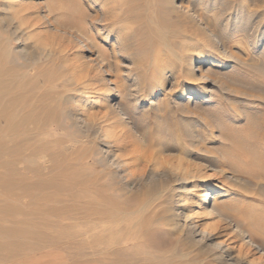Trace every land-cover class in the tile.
I'll use <instances>...</instances> for the list:
<instances>
[{"label":"rangeland","instance_id":"1","mask_svg":"<svg viewBox=\"0 0 264 264\" xmlns=\"http://www.w3.org/2000/svg\"><path fill=\"white\" fill-rule=\"evenodd\" d=\"M30 1L34 7H30ZM172 1L180 7V0ZM115 2L121 10L103 14L100 0H0L3 37L20 29L23 31L20 34L24 33L22 44L39 58L23 70L25 76L20 77L16 91L18 105L13 114L14 119L20 120L32 111L35 120L20 122L17 131H12L6 121L0 124L3 143L0 154V264H216L212 251L191 245L164 219L170 201L174 205L173 201L179 198L181 188L177 181L168 178L160 185L149 184L125 192L109 168L97 161L99 155L94 149L99 143L94 133L85 136L70 126L63 111L71 98H76L78 105L87 103L93 115L91 119L106 133H110L112 122L103 117L105 109L97 110L91 103L97 92L104 93L106 89L100 87L96 93L86 94L71 85L72 74L68 67L78 62V54L83 50L75 35L88 41L94 57L105 52L106 60L111 59L110 42L119 34L126 37L124 43L128 47L120 56V72L126 77L131 92L126 108L136 114L132 123L139 126L140 132L149 134L146 130L151 129L154 140L163 141L164 156L171 158L187 150L193 159L203 163L204 156L211 155L204 148L219 154L229 143L226 131L241 138L239 129H246L258 138L256 144L251 145H257L256 167L264 164V127L258 130L247 124L255 122L259 115L261 117V109L264 110V0L239 1L242 7L245 2L250 4L251 13H254L249 15L251 27H246L244 36L239 35L240 45L232 47L238 59L225 65L203 61L202 69L210 70L206 93L192 97L189 102L186 97L180 98L177 91H169L170 69L178 67L173 58L163 57L160 61L164 64L161 73L166 77L162 87L153 95L137 93L139 74L148 81V89L152 88L149 80L156 70L153 64L156 60L151 57L159 49L160 32L169 34L176 28L173 24L165 26L161 20L164 0ZM232 7L222 16L223 23L229 26L244 19L237 15L235 6ZM37 9L48 13L54 25L73 36L67 40L59 34L53 36V30L47 33L41 19L35 17ZM95 18L111 27L109 37L99 34ZM11 43L19 45L14 40ZM41 48H46L50 56L42 54ZM188 92L185 91L186 95ZM112 97L113 104L124 103L118 95ZM235 109L241 116L233 119L230 115L235 114ZM203 117L213 123V129L206 126ZM262 119L258 118L257 122L262 123ZM211 129L213 137H206ZM178 132L182 134L181 144H177L175 138ZM198 132L205 136L203 140L198 139ZM243 160L239 162H245ZM69 164L72 166L68 167ZM214 170H209L211 176L205 179H213L219 186L215 189L220 191L216 204L221 208L244 205L251 217L264 221V179L257 177L255 181L258 182H246L238 178L247 183V192L242 191L245 198L235 187L230 189L220 184L217 180L220 174ZM196 217L203 219L200 215ZM217 220L209 217L205 221L211 224ZM221 227L215 230L219 232L217 239L232 255L243 257L246 263L264 264L259 248L253 244L248 246L247 238L242 240L235 232ZM249 230L253 231L255 241L262 243L263 238L256 234L254 226Z\"/></svg>","mask_w":264,"mask_h":264},{"label":"bare ground","instance_id":"2","mask_svg":"<svg viewBox=\"0 0 264 264\" xmlns=\"http://www.w3.org/2000/svg\"><path fill=\"white\" fill-rule=\"evenodd\" d=\"M239 1L180 0L179 9L176 7L179 5H174L172 0H164L161 10L164 17L161 20H164L165 26L173 24L176 28L169 34L166 31L160 32L158 38L159 49L151 57L153 61L156 60L153 63L156 70L149 80L152 83V88L148 89L146 85L148 81L143 77V74H139L137 93L145 96L146 93L153 95L157 88L162 87L166 78L161 73V68L164 64H161L160 61H162L163 57L173 58L175 63L178 64L177 68L170 69V76L172 77L170 92L174 93L177 91L181 94L180 98L186 97V102H189L192 97H198L206 93L205 83L209 78L210 70L208 68L203 70L201 63L205 61L206 64L211 62L212 64L225 65L232 59H238L233 48L235 44L240 45L239 35L242 34L244 36V33L247 32L245 29L250 25L249 15L254 13V11L251 13L250 4L245 2L242 7V3L240 4ZM100 2L101 6H103V14L115 13L121 10V6L115 0H100ZM112 3H115V5H112ZM238 4H240L241 8L237 6ZM30 5V7L35 6L31 1ZM232 5L235 6L237 15L244 17V19L235 25L229 26L227 22L226 24L223 23L222 16L226 14ZM219 12L220 14L218 15ZM34 13L35 17L41 19L44 25L43 28L47 33L53 30V36L59 34L60 38L67 40H69V36H73L72 33H68L65 29L54 25L48 13H41L39 9L35 10ZM24 17L26 16L24 15ZM94 21L99 25L100 35L107 38L112 34L111 27L108 28V25L101 23L102 19L95 18ZM2 31L4 30L1 27L0 124L2 120L6 121L7 126L12 131H17L20 128L18 126L20 122H33L36 118L32 111L26 113L20 120L14 119L13 114H16L18 105V94L16 91L19 87L20 77L25 76L23 70L36 63L39 58L37 55L30 54L27 47L22 44L24 33H20L23 31L17 29V33L9 32L6 37H3ZM73 37L82 44L83 50H80L78 54V62L68 67V71L72 74L70 78L71 85L76 86V90H82L86 94L96 93L100 87L107 90L104 93L97 92L91 103L97 107V110L105 109L106 112L103 117L112 121L109 125L110 133H106L101 130L102 127L98 128L97 124L95 125L91 119L93 117L90 112L91 108H88L87 103L76 104V98L68 100V108L63 111V114L69 120L70 126L83 135L87 136L91 132L94 133V138L99 143L94 149V152L99 155L97 161L109 168L110 173H113L116 181L119 182L120 187L125 192L149 184L160 185L166 183L168 178L177 181L181 188L179 198L173 201L174 205H171L172 200L170 201L164 219L167 224L178 230L188 243L193 246H202L212 251V258L216 264H253V262L246 263L241 256L232 255L230 249L217 239L219 232L215 230L221 226L224 230L235 232L242 240L247 238L245 243L248 246L253 244L256 246L255 248H259L262 251V259L264 260V221L256 216L251 217L245 211L244 205H236L229 208L219 207L216 201L217 197L220 196V191L215 190L219 186L212 181L213 179H205L206 176H211L208 171L215 169L214 171L220 174L217 178L220 184H226L230 189L235 187L237 193H242V196L246 198L247 196L242 192L243 190L247 192L246 182H258L255 181L257 177L264 179V172L262 171L264 164L257 168L254 159L257 155L255 151L257 145L251 147L254 142L256 144L258 138L256 136L254 138L253 133L246 132V129H239L240 132L238 133L241 138H235L222 126V130L226 131L224 134L229 143L226 142L228 143L227 147L222 149L219 154L204 148L211 155L204 156L203 163L200 160L193 159L187 154V150H180L181 152L178 154H173L171 158H167L164 156L166 150H163V141L154 140L151 129L149 131L146 130L149 134L140 132L139 126L136 123H132V118H135L136 114L131 113L126 108V104L131 100V92L130 86L126 82V77L120 72L122 71L120 68L122 62L120 56L123 50L128 47L124 43L126 37L119 34L113 42H110L111 59L108 60H106V55L103 51L104 54L100 51L101 54L94 57L87 40L77 38L76 35ZM11 40L16 41L19 45L13 46ZM233 40L234 42L232 43ZM41 49L42 54L50 56V52L46 48ZM196 71L199 72L198 75ZM188 79H191L195 84L189 82L190 80ZM122 80L123 82H121ZM187 90H189V95L185 93ZM114 95L122 98L124 103L120 101L113 104L111 100L114 99L112 97ZM188 111L195 113L189 108ZM234 111L235 114L230 116L233 119L239 118L241 116L240 113L236 109ZM87 112H89L88 116ZM260 114L261 117L259 115L258 118H263L262 123H258L257 121L259 120L256 118L255 122H247V124L261 130L264 127V110L261 109ZM231 117L229 119H232ZM203 122L207 124V127L208 125L210 128L214 126L206 117H203ZM212 129L206 130L208 132L204 133L206 137L207 135L213 137L214 132ZM197 134L199 136H197L198 139L203 140L205 137L199 135V132ZM175 135L177 144H181L182 134L178 132ZM242 138L243 140H241ZM2 146L3 143L0 141V154ZM69 147L67 146L68 149ZM242 158H244L243 161L245 162H239ZM71 166L70 164L68 165V167ZM80 166L82 167V165ZM238 178H244L246 182H240L237 180ZM196 215H200L203 219L197 220ZM209 217L218 220L207 224L205 220ZM252 226L256 229V234L263 238L262 243L258 244L255 241L253 231L249 230Z\"/></svg>","mask_w":264,"mask_h":264}]
</instances>
